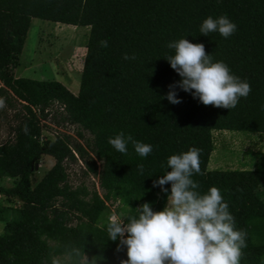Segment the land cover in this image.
<instances>
[{
    "label": "trees",
    "instance_id": "1",
    "mask_svg": "<svg viewBox=\"0 0 264 264\" xmlns=\"http://www.w3.org/2000/svg\"><path fill=\"white\" fill-rule=\"evenodd\" d=\"M222 15L237 25L232 36L201 34L207 17ZM32 18L90 26L77 93L59 80L16 76ZM181 38L203 43L213 62L224 61L247 80L249 96L225 109L205 106L177 88L182 102L170 103L169 85L182 78L166 59L175 54L167 45ZM125 53L135 59H123ZM0 81V97L16 121L12 136L0 144V178L12 180L0 186V195L21 202L0 204V264H52L67 245L84 249L99 264H120L127 248L118 252L119 239H108L109 217L127 223L146 202L163 210L171 183L164 193L153 182L171 171V155L192 147L201 150L202 174L192 176L197 191L220 189L237 229L247 231L240 264H264V243L255 244L250 232V221L264 218V156L254 168H210L216 131L264 133V0H0ZM50 115L57 125L78 126L80 138L84 131L91 137L83 144L66 133L46 135L43 121ZM121 131L152 145V153L141 157L131 143L127 154L116 151L108 140ZM77 154L84 173L98 176L103 193L70 182L67 163ZM44 155L55 163L35 183Z\"/></svg>",
    "mask_w": 264,
    "mask_h": 264
},
{
    "label": "clouds",
    "instance_id": "2",
    "mask_svg": "<svg viewBox=\"0 0 264 264\" xmlns=\"http://www.w3.org/2000/svg\"><path fill=\"white\" fill-rule=\"evenodd\" d=\"M236 30L237 25L227 15L209 16L200 26L201 34L218 32L225 39ZM99 43L104 48L109 46L107 40ZM167 47L174 49L175 54L166 59L182 78L169 85L165 98L170 103L182 102L177 88L192 93L205 106L225 109L235 108L241 98L251 93L250 83L232 74L224 61L213 62L203 43L181 38ZM123 59H135V55L125 53ZM6 107V98L0 97V110ZM23 132L30 135L27 124ZM108 143L122 154H127L130 143L141 157L153 151L152 145L123 131L110 137ZM200 153V149L192 147L168 158L167 167L171 171L153 182V187H160L164 193L169 191L164 186L171 183V194L163 210L154 211L146 202L137 208L138 215L126 217L127 223L116 214L109 217L108 239L114 242L119 239L118 252L127 248V259L120 264H240L242 249L247 247V231L237 229L220 189L211 187L206 194L197 191L200 185L192 176L202 174ZM138 170L143 174L144 165H138ZM52 264H99V261L96 257L89 260L84 249L67 245L60 257H52Z\"/></svg>",
    "mask_w": 264,
    "mask_h": 264
},
{
    "label": "rangeland",
    "instance_id": "3",
    "mask_svg": "<svg viewBox=\"0 0 264 264\" xmlns=\"http://www.w3.org/2000/svg\"><path fill=\"white\" fill-rule=\"evenodd\" d=\"M90 36V26H75L38 18H32L31 26L26 36L23 52L15 74L18 77H30L40 80L55 79L63 82L74 93L79 90L81 71L84 65L87 44ZM2 82L0 81V87ZM57 104L54 106L56 107ZM20 108V104H18ZM14 110L7 107L0 110V144L11 136V126ZM45 123L46 135L55 136L59 133L71 135L75 140L86 144V138L91 135L84 131L85 137L78 136V126L65 123L57 125L53 117ZM216 148L211 157L210 168H254L264 156V133L242 131H216L214 133ZM77 157L79 158L78 154ZM55 159L44 155L36 166L34 182L39 181L54 165ZM70 182L73 185L85 183L90 188H96L103 193L98 176L86 175V164L80 158L67 163ZM12 185L11 179L0 178V186ZM2 206H19L21 202H8L6 196L0 195ZM118 203L112 205L114 209ZM4 224L0 222V233ZM250 232L255 244L264 243V218L250 221Z\"/></svg>",
    "mask_w": 264,
    "mask_h": 264
},
{
    "label": "water",
    "instance_id": "4",
    "mask_svg": "<svg viewBox=\"0 0 264 264\" xmlns=\"http://www.w3.org/2000/svg\"><path fill=\"white\" fill-rule=\"evenodd\" d=\"M36 166H38V163L36 164Z\"/></svg>",
    "mask_w": 264,
    "mask_h": 264
}]
</instances>
